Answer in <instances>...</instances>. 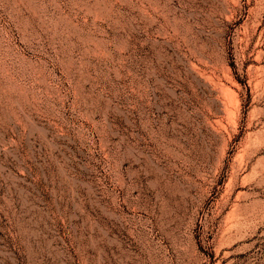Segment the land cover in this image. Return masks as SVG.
Wrapping results in <instances>:
<instances>
[{
	"label": "rangeland",
	"instance_id": "rangeland-1",
	"mask_svg": "<svg viewBox=\"0 0 264 264\" xmlns=\"http://www.w3.org/2000/svg\"><path fill=\"white\" fill-rule=\"evenodd\" d=\"M0 264H264V0H0Z\"/></svg>",
	"mask_w": 264,
	"mask_h": 264
}]
</instances>
